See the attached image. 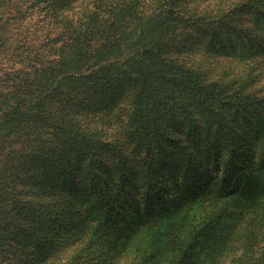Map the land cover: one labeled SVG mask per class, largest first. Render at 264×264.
<instances>
[{"label": "rangeland", "instance_id": "obj_1", "mask_svg": "<svg viewBox=\"0 0 264 264\" xmlns=\"http://www.w3.org/2000/svg\"><path fill=\"white\" fill-rule=\"evenodd\" d=\"M242 1L225 5L230 11L231 26L226 31L218 28L219 40L215 46L208 45L203 50L195 44L203 30L191 23L188 30L181 32L177 57L180 62L202 69L199 75L207 81L203 86L209 93L204 94L207 97L201 98L197 87L182 81L178 72L172 74L171 83L167 84L171 88L169 97L162 98L155 89L149 94L156 99L158 110L150 119L161 125L157 128L164 134L159 132V135L165 138L155 165L154 189L159 200L152 209H144L136 203L129 208H108L102 215H95L87 208L92 206L87 204L92 193L83 191V187L81 192H74L76 182L65 195L57 191L54 208L73 206L74 211L69 218L64 216L56 226H49L42 233L49 247L55 245V258L48 263L264 264V102L259 98L264 96V0H246L240 6ZM119 2L0 0V91L13 92L14 96L28 95L29 89H37V77L42 69L48 65L53 67L64 58L66 69H71L72 49L66 46V40L74 25L82 22L81 17L89 12L97 24L104 25L97 19L107 17L111 4ZM130 2L134 7V0ZM250 2L261 6L253 25L254 7ZM238 55L247 61L246 72L241 71L239 61H234ZM98 68L100 66L93 70ZM69 71L71 74L64 77L67 79L61 86L62 90H68V100L61 102L67 110L62 115L107 130L106 119L119 115L122 105L111 95L114 89L107 95L98 89L91 94L85 89L80 93L77 87L86 86L87 80L73 75L74 70ZM70 78L78 81V85H73ZM33 79L36 87L30 85ZM60 79L61 76L57 82ZM56 85L49 92L58 95L61 91ZM250 91L251 99L237 102L240 95ZM36 94L34 91L33 96ZM54 99H58L57 96ZM223 107L231 110L227 131L233 139L231 142L224 136L226 130L218 126L220 117L215 116ZM124 113L125 110L123 116ZM57 120H62V116ZM59 130L47 127L44 150V153L51 151L57 158L70 144L67 137L71 138L70 132ZM13 136V129L3 128L0 142ZM215 141L223 149L238 151L230 165L220 166L209 159L213 152L211 143ZM179 144L195 145L193 170L188 175L184 171L188 161ZM21 158L25 163L13 168L14 172L7 168L0 174L11 186L4 204L16 207L0 218V264H26L27 257L30 264H36L32 258L42 257L40 248L34 251L26 248V145ZM223 160L226 161V156ZM80 162L76 152L64 161V169L76 171ZM44 168L35 163L34 171L44 174ZM225 172L233 175L235 186L230 194L217 190L214 185L223 182ZM241 178L244 183L237 186ZM56 181L57 178L51 183L56 185ZM48 189L44 184L41 191ZM147 195L153 192H147L145 198ZM0 197L3 199L1 193ZM162 204L164 208H159ZM80 206L87 209L79 210ZM51 213L55 221L61 220L60 214Z\"/></svg>", "mask_w": 264, "mask_h": 264}, {"label": "trees", "instance_id": "obj_2", "mask_svg": "<svg viewBox=\"0 0 264 264\" xmlns=\"http://www.w3.org/2000/svg\"><path fill=\"white\" fill-rule=\"evenodd\" d=\"M130 1L120 0L118 4H111L107 17L99 16L97 19L104 25L97 24L91 12L86 17H81L82 22L74 25L66 40V46L69 50L72 49L71 69H66L65 58L53 67L48 65L43 68L37 77L38 87L36 90L29 89V96L27 93L14 96L13 92L0 91V132L3 128H11L15 134L0 142V174L7 168L14 172L13 168L25 163L21 152L26 145V248L33 251L40 248L42 257L32 258L36 264H50L49 260L55 258V245L49 247L42 233L49 226H56L64 216L69 218L74 211L73 206H62L59 210L54 207L57 205V191L65 195L68 188L71 190L75 186V182L78 185L73 187L74 192H81L83 187V191L92 193L87 201L92 206L87 208L95 215H102L108 208H129L136 203L144 209L153 208L160 198L156 196L154 189L155 165L161 156L160 149L165 138L164 135H159V132L164 134L162 129L157 128L161 125L150 119V115H156L158 110L156 99L150 98L149 94L155 89L161 93L162 98L169 97L171 88L167 84L171 83L172 74L178 72L182 81L197 87L196 91L201 98L207 97L204 94L209 93L203 87L207 81L199 75L202 69L197 70L191 65L189 57L187 62L190 65L180 62L177 43L183 36L181 32L188 30L191 23L203 30L194 41L195 44L203 50L208 45L215 46L219 40L218 28L226 31L231 26L230 11L225 5L238 0H134V7ZM243 2L246 0L239 5ZM250 4L254 7L253 25L258 19L261 6L254 2ZM105 61L111 62L102 65ZM234 61H239L241 71H247L244 66L247 61L241 55ZM99 66L100 68L93 70ZM69 70H74L73 75L87 80L86 86L77 87L80 93L85 89V92L91 94L94 89H98L107 95L114 89L111 95L122 105L119 107V115L106 119L107 130L98 125L92 126V123L88 124L86 121L79 122L70 115H62L67 110L61 102L68 100V90H62L61 86L67 79L64 77L71 74ZM87 72L90 74L87 75ZM93 73L98 74L97 77ZM60 76L61 79L57 82ZM70 79L73 85H78V81ZM30 85L36 87V80H31ZM54 85L61 91L58 95L49 92ZM34 91L37 94L33 96ZM63 91L67 93L64 94ZM55 96L58 99H54ZM235 96L237 97V93ZM239 98L237 102L245 98L251 99V91ZM259 98L264 102V96ZM123 110L125 116L122 114ZM230 115L231 110L226 107L215 114L220 117L218 126L226 130L224 136L230 138L228 142L233 141L227 132L231 124ZM61 116L62 120H57ZM48 126L71 133V138L67 137L70 144L59 158L54 157L51 151L44 153ZM211 144L213 152L209 159L216 164L228 166L237 157L238 151L223 149L216 141ZM178 146L184 150L185 160L188 161L184 167L188 175L193 170L195 145ZM76 152L81 158L76 171L64 169V161ZM225 156L226 161L223 160ZM35 163L45 166L42 171L44 174L34 171ZM55 178L56 185L51 183ZM232 180L233 175L225 172L223 182H216L214 185L217 190L230 194L235 186ZM243 183L241 178L237 186ZM44 184L49 188L46 192L41 191ZM0 185L3 196V199L0 197L1 218L9 209L13 211L16 207L10 208L4 204L5 194L10 191L11 186L1 176ZM147 192H153V195L145 198ZM78 208L84 211L87 209L82 206ZM159 208H164V205ZM51 211L60 214L61 220L55 221ZM33 256L36 257V254ZM26 264H30L28 257Z\"/></svg>", "mask_w": 264, "mask_h": 264}]
</instances>
